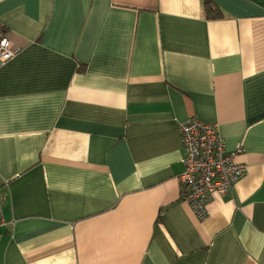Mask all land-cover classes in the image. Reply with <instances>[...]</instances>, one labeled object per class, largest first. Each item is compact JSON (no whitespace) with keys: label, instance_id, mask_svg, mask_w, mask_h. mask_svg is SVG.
I'll use <instances>...</instances> for the list:
<instances>
[{"label":"crops","instance_id":"crops-1","mask_svg":"<svg viewBox=\"0 0 264 264\" xmlns=\"http://www.w3.org/2000/svg\"><path fill=\"white\" fill-rule=\"evenodd\" d=\"M0 0V264H264V0ZM248 172L199 218L180 127Z\"/></svg>","mask_w":264,"mask_h":264},{"label":"built area","instance_id":"built-area-1","mask_svg":"<svg viewBox=\"0 0 264 264\" xmlns=\"http://www.w3.org/2000/svg\"><path fill=\"white\" fill-rule=\"evenodd\" d=\"M19 52L8 37H0V61ZM184 170L179 176L184 196L199 218L207 215L206 205L214 193L225 194L248 172V165L234 159L242 151L226 152L217 124L190 118L180 127ZM5 223L0 199V227Z\"/></svg>","mask_w":264,"mask_h":264},{"label":"trees","instance_id":"trees-1","mask_svg":"<svg viewBox=\"0 0 264 264\" xmlns=\"http://www.w3.org/2000/svg\"><path fill=\"white\" fill-rule=\"evenodd\" d=\"M204 11L207 18H216L221 16V9L214 4L212 0H206L204 2ZM0 37H7L3 33H0ZM9 38V37H8Z\"/></svg>","mask_w":264,"mask_h":264}]
</instances>
